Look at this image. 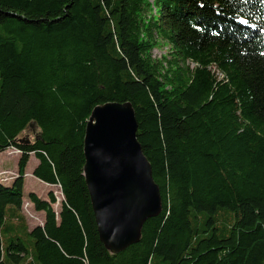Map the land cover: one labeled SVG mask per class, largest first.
<instances>
[{"label": "trees", "instance_id": "1", "mask_svg": "<svg viewBox=\"0 0 264 264\" xmlns=\"http://www.w3.org/2000/svg\"><path fill=\"white\" fill-rule=\"evenodd\" d=\"M168 43V55L153 49ZM131 101L163 209L112 252L84 175L93 108ZM32 123L39 135H20ZM0 264H264V0H0ZM59 184L30 228L25 173Z\"/></svg>", "mask_w": 264, "mask_h": 264}, {"label": "water", "instance_id": "2", "mask_svg": "<svg viewBox=\"0 0 264 264\" xmlns=\"http://www.w3.org/2000/svg\"><path fill=\"white\" fill-rule=\"evenodd\" d=\"M137 129L131 101L96 105L86 124L84 175L100 238L112 252L140 241L145 221L163 209L161 189Z\"/></svg>", "mask_w": 264, "mask_h": 264}, {"label": "rangeland", "instance_id": "3", "mask_svg": "<svg viewBox=\"0 0 264 264\" xmlns=\"http://www.w3.org/2000/svg\"><path fill=\"white\" fill-rule=\"evenodd\" d=\"M170 50V46L168 43H162L156 48L153 49L152 53L155 57H162L164 55H168ZM39 127L36 125V123H32L22 134L21 137H28L30 139L34 138L35 136L39 135ZM7 150L0 151V160L2 157L6 156ZM9 153L12 154H19L21 155V152H18L16 150V147L10 146L9 147ZM34 161V157L30 160V165H32ZM16 165V157L11 156L10 158L6 159V162L4 166H7L8 168L15 167ZM18 175V171L14 169H4L0 171V178H5L6 176L9 178H12L14 176ZM33 177L27 176L25 178V195H28V192L31 190L36 191L41 197L49 198V192L53 190V192L56 195L57 201L53 204L54 208L56 210H60L61 208V202L64 199V194L60 188L59 184H47V183H41V182H33ZM34 188V189H33ZM28 199V198H27ZM23 210L25 214L29 217V223L30 225H34L36 223H43V220L45 219V212L41 211L40 213L35 208L34 204L28 206L27 204L23 205Z\"/></svg>", "mask_w": 264, "mask_h": 264}, {"label": "crops", "instance_id": "4", "mask_svg": "<svg viewBox=\"0 0 264 264\" xmlns=\"http://www.w3.org/2000/svg\"><path fill=\"white\" fill-rule=\"evenodd\" d=\"M5 150H7V153H6V156H4V157H2L1 158V160H0V171L1 170H4V169H14V170H17L18 171V169H19V167H18V162H19V158H20V155L17 153H15V154H12V153H9V148H7V149H5ZM5 150H3V151H5ZM11 156H13V157H16V165H15V167H12V168H8L7 166H4V164H5V162H6V159H8V158H10ZM32 157H34V161H33V163H32V165H30V160L32 159ZM39 163V159H38V157L35 155V153H31V155H30V159H29V162H28V165H27V167H26V173H25V178L27 177V176H31V177H33V182H41V183H47V184H50V183H48V182H46V181H44V180H42V179H40L38 176H36L34 173H33V170H34V168L36 167V165ZM34 189V188H33ZM28 198V199H27ZM28 203V206H30V205H32V204H34L31 200H30V198L28 197V195H24V204H27ZM23 204V205H24ZM37 211L40 213L41 211H43V212H45L44 210H38L37 209ZM22 212L25 214V212H24V210H23V207H22ZM26 215V214H25ZM26 217H27V222H28V224H29V227L30 228H32V227H34L35 225H37V224H43L44 223V220H43V223H36V224H34V225H30V221L28 220L29 219V217L26 215Z\"/></svg>", "mask_w": 264, "mask_h": 264}, {"label": "built area", "instance_id": "5", "mask_svg": "<svg viewBox=\"0 0 264 264\" xmlns=\"http://www.w3.org/2000/svg\"><path fill=\"white\" fill-rule=\"evenodd\" d=\"M16 150H17L18 152H21V153H22V150H21V149H19V148H17V147H16Z\"/></svg>", "mask_w": 264, "mask_h": 264}]
</instances>
